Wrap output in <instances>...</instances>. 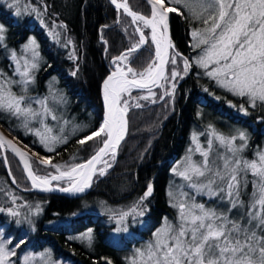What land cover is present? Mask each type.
<instances>
[{
    "label": "trees",
    "instance_id": "trees-1",
    "mask_svg": "<svg viewBox=\"0 0 264 264\" xmlns=\"http://www.w3.org/2000/svg\"><path fill=\"white\" fill-rule=\"evenodd\" d=\"M26 2L28 7L15 16L0 0V25L4 27L0 72L13 80L20 79L14 75L15 63L11 56L15 52L18 57L17 49L30 35L34 36L39 48V66L33 70L34 82L28 86L26 94L48 98L56 119L48 116L45 123L53 135L67 137V142L48 152L39 138L24 127L23 118L0 112V124L28 148L51 158L54 164L68 167L81 164L101 146L97 140L84 145L77 141L103 121L101 84L108 74L109 62L131 43H137L139 36L130 18L122 9L117 10L111 0ZM128 2L133 11L150 15L151 7L146 1ZM176 7L183 14H169L168 30L174 52L179 53L177 63L166 64L167 79H162L159 84L162 86L154 88L153 97L139 99L143 90H132L130 95L122 97L129 102L127 134L117 148L115 159L111 158L109 170L102 176L96 175L86 193L68 197L31 191L16 158L6 147L0 149V232L11 242L8 245L12 248L21 240L25 242L15 248L13 259L30 250L69 264H108L109 261L131 264L136 251L146 247L163 219L177 223L167 190L180 187L183 193L190 194L187 186L183 187L188 182L174 176L172 169L193 142L207 149L212 139L210 160L220 165L223 161L218 156L232 153L210 135L213 130L229 138L238 132L245 133L246 146L238 153L244 159L254 160L264 150V103L257 101L252 107L247 96L233 95L205 74V69L196 64L203 46L194 48L191 35L204 25L194 19L189 9ZM195 11L199 12V7ZM142 29L148 34L147 29ZM154 52L149 40L129 56L130 67L136 72L143 71L148 63L155 61ZM169 54H173V49ZM184 59L190 64L187 73L183 71ZM173 70L180 74L175 80L171 78ZM12 90L18 95L25 94L18 84H14ZM166 91L172 94L165 95ZM54 97H62L63 102L57 103ZM32 106L39 108L35 103ZM40 127L37 120L29 121V128ZM242 142L238 139L234 144ZM31 160L33 171L38 175L57 172L50 165ZM193 160L200 162L203 157L196 153ZM255 179L250 172L241 173L243 204L231 212H227L231 208L227 199L215 196L205 199V193L196 194L195 201L247 223ZM150 182L153 192L140 203ZM56 184L65 186L67 183L63 180ZM137 204H140L137 212L143 211L142 216L132 213ZM9 208L19 215H9ZM122 212L130 214L118 224ZM89 234L91 240L87 238Z\"/></svg>",
    "mask_w": 264,
    "mask_h": 264
},
{
    "label": "snow or ice",
    "instance_id": "snow-or-ice-1",
    "mask_svg": "<svg viewBox=\"0 0 264 264\" xmlns=\"http://www.w3.org/2000/svg\"><path fill=\"white\" fill-rule=\"evenodd\" d=\"M18 3L19 0H12L8 6L14 7ZM111 3L117 10L123 9L132 18V23L141 22L144 28H150L151 42L155 45V61L148 63L141 72L127 66L129 56L146 43L145 33L138 25L135 30L139 33V41L120 56L114 57L115 71L103 82L105 114L102 123L77 141L84 145L88 141L97 140L102 145L85 163L68 167L52 163L51 158L39 157V164L50 165L58 174L38 175L33 171L28 152L0 134V149L7 145L20 158L34 188L51 191L52 181L67 178L71 182L70 186L59 188L60 191L82 192L90 186L95 173L105 174L111 165L104 158L111 155L115 159L117 148L127 131L129 102L122 99V96L130 95L133 88L147 89L149 96H141L139 99H149L154 95L150 86H157L162 79H167L165 65L177 63L179 53L174 52V45L168 37L169 14H183L176 5L192 11L194 19L200 20L204 25L191 33L195 41L193 47L203 46L196 64L233 95L247 96L252 107L256 106L257 101L264 103V0H147L151 6L150 16L131 10L127 0H111ZM196 7H199V12L195 11ZM15 14L20 15L18 7ZM3 32L4 27L0 25V42L4 38ZM169 49H173V54H169ZM24 50L31 51L32 55L30 59L22 58L23 64L15 52L11 56L16 64L14 75H18L19 80L5 77L0 72V112L23 118L24 127L39 138L48 152H53L57 145L67 142V137L53 135L52 129L45 123L48 116L56 119L53 109L48 105V98L26 94L28 86L34 82L33 70L39 66V52L35 40H30ZM183 64V71L187 73L190 67L188 59H184ZM179 75L175 70L171 72L173 80ZM14 84L21 85L25 94H16L12 90ZM172 88L175 89V84ZM171 94L165 92V95ZM54 99L57 103L63 102L62 97ZM33 103L39 105V108H33ZM135 106L140 107L139 104ZM241 110L247 114L243 107ZM31 120H37L41 127L29 128ZM210 135L232 155L218 156L223 163L217 164L215 160H210L212 139L209 140L207 149L201 148L197 143L195 150L203 160L193 161L190 149L183 162V170L177 174L196 192H206L210 197L215 196L221 200L227 199L231 205L227 212H231L243 204L240 199L241 173L250 172L257 179L252 182L253 199L247 211V223L230 218L227 212H218L202 203H196L195 197L191 198V203L181 200L173 204L179 209L178 222L173 224L165 218L162 226L153 233V240L144 249L136 251L131 264H264V152H259L254 160L240 157L238 153L243 151L247 142V136L243 132L238 137L231 138L216 133L215 130ZM236 139L244 141V144L236 147ZM31 155L37 156L36 153ZM100 164L104 167L98 168L97 165ZM152 192L150 182L140 203ZM139 207L140 204H137L132 213L142 216L143 211L137 212ZM8 213L11 216L19 215L11 208ZM129 214L120 213L117 223L121 224ZM87 238L91 240L90 234ZM8 243L11 242L0 241V264H12L10 258L16 255L15 248L25 242L21 240L15 248H8ZM34 259L32 256H25L23 264H33ZM43 264H50V260H44Z\"/></svg>",
    "mask_w": 264,
    "mask_h": 264
},
{
    "label": "rangeland",
    "instance_id": "rangeland-1",
    "mask_svg": "<svg viewBox=\"0 0 264 264\" xmlns=\"http://www.w3.org/2000/svg\"><path fill=\"white\" fill-rule=\"evenodd\" d=\"M3 3H5L6 5V7H9L8 5L9 4H11L12 3V0H1ZM118 2H123V0H121V1H119L118 0ZM26 0H19V3H18V5H16V6H14V7H9L10 9H12L13 11H14V15H15V13H16V11H17V7L19 8V10H20V12H23L24 10H25V7H28V6H26ZM151 7V6H150ZM123 10V9H122ZM150 15H151V13H150ZM149 15V16H150ZM16 16V15H15ZM132 24V23H131ZM137 25H139L141 28H144L143 27V24L141 23V22H137ZM133 26V25H132ZM145 29H147V31H148V34H146L147 35V37H148V41L149 40H151V30H150V28H145ZM143 31H144V29H142ZM145 32V31H144ZM138 35V34H137ZM139 36V35H138ZM30 40H35V38H34V36H32V35H30L28 38H27V40H26V42L25 43H23L18 49H17V53L19 54L18 55V58H28V59H30L31 58V51H25L24 50V46L26 45V44H28L29 43V41ZM35 42H36V45H37V51L39 52V48H38V43H37V41L35 40ZM148 43V42H147ZM146 43V44H147ZM153 44V43H152ZM134 45V43H131L129 46H133ZM128 46V47H129ZM153 47H154V50H155V45L153 44ZM6 51L7 52H10V50L9 49H6ZM6 51H5V53H6ZM15 51V50H14ZM4 53V54H5ZM1 55V54H0ZM154 55H155V52H154ZM20 63L21 64H23V59L20 61ZM127 66H130L129 65V62H127ZM166 66V65H165ZM15 68H16V64H15ZM109 68H110V65H109ZM162 81V80H161ZM161 81L159 82V84L161 83ZM102 85V84H101ZM102 87V86H101ZM151 87V91H152V93H154L155 94V92H154V88L156 87V86H150ZM102 90V89H101ZM132 90H143L144 91V93H143V96H149V93H148V90L147 89H137V88H133ZM131 90V91H132ZM125 95H127V94H125ZM125 95H123V96H125ZM122 96V97H123ZM154 95H152V96H150V97H153ZM101 98H102V91H101ZM126 119H127V117H126ZM1 125V124H0ZM2 126V125H1ZM3 127V126H2ZM4 128V127H3ZM5 129V128H4ZM6 130V129H5ZM127 130H128V125H127ZM7 131V130H6ZM8 133H10L9 131H7ZM239 133H241V132H238L237 134H236V137H238L239 136ZM126 134H127V132H126ZM126 134H125V136H126ZM10 135L12 136V137H15L14 135H12L11 133H10ZM125 136H124V138H125ZM16 138V137H15ZM17 139V138H16ZM18 140V139H17ZM236 140H238V139H236ZM19 141V140H18ZM195 141V140H194ZM122 142V141H121ZM120 142V143H121ZM197 143L198 142H196V143H192V146L189 148V150L191 149L192 150V153H191V156H193L192 157V160H193V158L195 157V155H196V153H199V152H197L195 149H196V147H197ZM241 144H244V142H242V143H240V144H236L235 146L236 147H240V145ZM200 146V145H199ZM4 147H6V145L4 146ZM201 147V146H200ZM7 148V147H6ZM31 150V149H30ZM189 150L187 151V153L177 162V164L174 166V168L172 169V172H173V174H174V176H180V175H178L177 174V172L178 171H182L183 170V162H184V160H185V157L189 154ZM31 151H33V150H31ZM33 152H35V151H33ZM261 152H264V150H262ZM36 153V152H35ZM37 154V156L38 157H34V156H32V155H29L30 157H31V159H34V160H36L37 162H38V159H39V157H46V156H43V155H41V154H39V153H36ZM104 159H106L107 161H108V164H110L111 165V155H109V156H107V157H105ZM194 161V160H193ZM46 166H48V165H46ZM100 167H104V165L103 164H100V165H98V168H100ZM111 167V166H110ZM110 167H108L107 169H106V172L109 170V168ZM105 172V173H106ZM58 173L56 172L55 174H53V175H57ZM96 175H98V176H102V175H99V173L97 172V173H95L94 174V176H93V179H92V183H93V180H94V177L96 176ZM181 177V176H180ZM63 180H61V181H53V184L54 185H56V186H59V185H57L56 183L57 182H62ZM64 181H66V185L65 186H67L69 183H70V181L67 179V178H65L64 179ZM92 185V184H91ZM186 186H187V188H188V190H189V192H190V194H186V195H184L185 193H183L182 192V190H181V188L180 187H177L176 189H174V190H176V191H174L173 189H171V188H168V190H167V195H168V198H169V202L171 203V205L173 206V204L174 203H178L179 201H181V200H188L190 203L192 202L191 201V198L192 197H195V200H196V194H199V195H204L205 193H198V192H196L194 189H192V188H190V187H188V184L187 185H184L183 187H185L186 188ZM59 187H63V186H59ZM91 188V187H90ZM170 193H171V195H170ZM208 197L210 198V196L209 195H207V194H205V199H208ZM195 202H197V201H195ZM173 208H174V210H175V215H176V219H177V222H178V215H179V209H178V207H174L173 206ZM169 222H171L172 223V221L171 220H169V219H167ZM163 221H164V219H163ZM163 221L159 224V226L158 227H156L155 229H154V231L152 232V235H151V237H150V240H149V242L150 241H152L153 240V233L154 232H156V230L158 229V228H160L161 226H162V223H163ZM0 241H8V240H6V239H4L3 237H2V235H1V232H0ZM148 242V243H149ZM147 243V244H148ZM146 244V245H147ZM7 247L8 248H12V247H10L8 244H7ZM144 249V248H143ZM25 256H32V257H34L35 259L33 260V264H43V261L44 260H50V264H69L68 262H65V261H63V260H61V259H57V258H55V259H53V258H49L48 256H46V255H44L42 252H36V253H34V252H31L30 250L29 251H25L24 253H22V254H20L19 256H18V258L17 259H13V257H11L10 259H11V261H12V264H23V261H24V258H25ZM135 256H136V253H135V255H134V258H135Z\"/></svg>",
    "mask_w": 264,
    "mask_h": 264
},
{
    "label": "water",
    "instance_id": "water-1",
    "mask_svg": "<svg viewBox=\"0 0 264 264\" xmlns=\"http://www.w3.org/2000/svg\"><path fill=\"white\" fill-rule=\"evenodd\" d=\"M144 1H146L147 2V0H144ZM123 2H124V0H123ZM127 3L129 4V2H128V0H127ZM114 5V4H113ZM115 6V5H114ZM129 7H130V5H129ZM116 8V7H115ZM131 8V7H130ZM132 10V9H131ZM126 14V13H125ZM127 15V14H126ZM128 16V15H127ZM129 18H130V21H131V23H132V18L130 17V16H128ZM132 25H133V27H134V29H136V27L138 26L137 25V23L136 24H134V23H132ZM136 31V30H135ZM137 33V32H136ZM145 33V32H144ZM138 35H139V33H137ZM145 36H146V43L148 42V37H147V35L145 34ZM168 37H169V39L171 40V38H170V33H169V30H168ZM146 43L144 44V45H142L137 51H139L141 48H143L145 45H146ZM131 46H129V47H127L126 49H124L123 51H121L118 55H116L115 57H117V56H120L121 55V53H124V52H126V50L127 49H129ZM170 50V49H169ZM136 51V52H137ZM135 53V52H134ZM113 59H114V57L110 60V62H109V65H110V68H109V71H108V74L105 76V78L103 79V82H104V80L113 72V71H115V68H116V65L113 63ZM103 82H102V87H103ZM102 87H101V89H102ZM102 103H103V101H102ZM4 131L6 132V133H8L1 125H0V134H2L5 138H7V139H9V140H12V138L11 137H9L8 136V134L10 135V133H8V134H6V133H4ZM127 132V131H126ZM126 134V133H125ZM125 136V135H124ZM13 138H15V137H13ZM16 139V138H15ZM102 146V145H101ZM6 147H7V149L11 152V154L16 158V160L18 161V163H19V165H20V167L22 168V170H23V172H24V175H25V177L27 178V180H28V182H29V184H30V186H31V188H30V190L31 191H35V192H40V193H50V194H56V195H63V196H68V197H75V196H80V195H82V194H84V193H86L89 189H90V187H91V185H90V187L86 190V191H84V192H82V193H79V194H76V192H63V191H60L59 190V188H66V187H69L70 186V183L67 185V186H63V187H59V186H56V185H54L53 183H51V187L53 188V190H51V191H44V190H42L41 188H34L33 186H32V181L28 178V176H27V173L25 172V170H24V166H23V164L21 163V161H20V158L18 157V156H16L12 151H11V149L6 145ZM98 150V149H97ZM96 150V151H97ZM95 151V152H96ZM95 152L92 154V155H94L95 154ZM91 155V156H92ZM90 156V157H91ZM89 157V158H90ZM88 158V159H89ZM87 159V160H88ZM86 160V161H87ZM86 161H84L83 163H85ZM91 184H92V182H91Z\"/></svg>",
    "mask_w": 264,
    "mask_h": 264
},
{
    "label": "bare ground",
    "instance_id": "bare-ground-1",
    "mask_svg": "<svg viewBox=\"0 0 264 264\" xmlns=\"http://www.w3.org/2000/svg\"><path fill=\"white\" fill-rule=\"evenodd\" d=\"M101 91H102V101H103L104 114H105V104H104V98H103V87H102V90ZM103 118H104V115H103ZM4 133H6V132L4 131ZM6 134H8V133H6ZM8 136L11 137L12 140L17 144V147H20L22 150L27 151L29 155H31L32 153H35V152L31 151L30 148H28L26 145H24L19 139H18L19 140L18 141L17 139L13 138L11 135L8 134ZM34 157H38V156H34ZM97 167H98V165H97ZM92 179H93V177H92ZM51 183H53V181ZM37 188H39V187H37ZM88 188H86L84 191H86ZM84 191H82V192H84ZM82 192H76V194H79V193H82Z\"/></svg>",
    "mask_w": 264,
    "mask_h": 264
}]
</instances>
